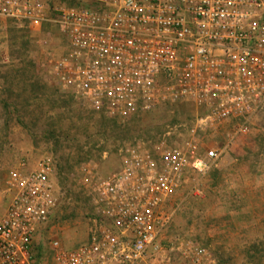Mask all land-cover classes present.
<instances>
[{
    "label": "built area",
    "instance_id": "2783aa9c",
    "mask_svg": "<svg viewBox=\"0 0 264 264\" xmlns=\"http://www.w3.org/2000/svg\"><path fill=\"white\" fill-rule=\"evenodd\" d=\"M0 18L54 24L52 76L112 121L162 106L194 116L153 142L123 144L117 167L90 178L85 241L52 237L42 261L36 238L53 230L60 204L54 165L49 155L32 169L21 162L0 217V264H217L193 238L167 242L170 200L222 156L208 129L231 122L236 137L264 107V0H0Z\"/></svg>",
    "mask_w": 264,
    "mask_h": 264
},
{
    "label": "rangeland",
    "instance_id": "374dc122",
    "mask_svg": "<svg viewBox=\"0 0 264 264\" xmlns=\"http://www.w3.org/2000/svg\"><path fill=\"white\" fill-rule=\"evenodd\" d=\"M59 39L52 23L39 28L0 18V217L13 193L10 172L21 162L32 169L49 155L60 204L53 230L36 238L41 261L52 237L71 248L85 241L90 178L117 167L123 144L153 142L194 117L188 106H162L123 125L92 110L52 76ZM234 129L223 122L206 132V144L224 152L205 174L191 172L172 196L166 240L193 238L217 264H264V107L245 133L232 137Z\"/></svg>",
    "mask_w": 264,
    "mask_h": 264
}]
</instances>
